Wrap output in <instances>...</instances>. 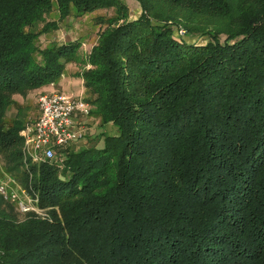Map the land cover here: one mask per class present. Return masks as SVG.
Returning a JSON list of instances; mask_svg holds the SVG:
<instances>
[{"label": "trees", "instance_id": "1", "mask_svg": "<svg viewBox=\"0 0 264 264\" xmlns=\"http://www.w3.org/2000/svg\"><path fill=\"white\" fill-rule=\"evenodd\" d=\"M136 1L131 17L123 0H0V158L47 210L0 195V264H264V0ZM96 11L75 74L116 131L24 160L13 95L81 46L41 41L50 15Z\"/></svg>", "mask_w": 264, "mask_h": 264}, {"label": "rangeland", "instance_id": "2", "mask_svg": "<svg viewBox=\"0 0 264 264\" xmlns=\"http://www.w3.org/2000/svg\"><path fill=\"white\" fill-rule=\"evenodd\" d=\"M129 8V14L131 17H136L140 13L139 4L136 0H123ZM103 11H96L92 13H87L78 17H68L59 20L56 12L51 13L50 19L55 20L57 28L42 34L40 36L41 41L47 44L59 43L61 41H71L77 40L81 43L74 59L70 62H66L63 72L55 78L54 81L41 85L38 88L27 89L24 93H16L13 95V103L9 106L5 122L7 125L11 124L13 119L18 118V116L23 121V129L31 126L35 121L39 109L37 104V98L40 94L50 93L52 91H63L69 93L72 97H81L87 102L86 109L89 114L82 115L80 112L75 111L73 114V119L77 124H83V136L76 143L77 145H100L103 141V134L110 133L107 131V127L102 123L100 116L95 112V106L89 103L86 98L85 88L83 86L82 79L75 73L80 71L82 65L78 63L77 59L85 58L86 54L89 52L91 46L97 40V32L101 27L97 21V16ZM185 38L189 40L206 41L207 35L204 36H186ZM221 40L223 37L220 38ZM114 127V126H113ZM112 127V128H113ZM116 131L115 127L113 128ZM113 132V133H114ZM21 135V134H20ZM75 144V143H74ZM62 152V150H60ZM64 158L63 153L61 154ZM60 162V161H58ZM11 177L4 170L3 163L0 158V178L5 179ZM39 203V200H38ZM17 211V209H16ZM44 212L47 210L44 208ZM19 212V211H18ZM23 216V213H20Z\"/></svg>", "mask_w": 264, "mask_h": 264}, {"label": "built area", "instance_id": "3", "mask_svg": "<svg viewBox=\"0 0 264 264\" xmlns=\"http://www.w3.org/2000/svg\"><path fill=\"white\" fill-rule=\"evenodd\" d=\"M178 34L184 35L185 30L179 28ZM37 104L39 112L35 121L20 131L24 160L35 163L62 161L60 150L76 144L83 136V124H77L73 114L75 111L89 114L87 102L63 91H52L40 94ZM0 195L12 202L20 213L47 216L39 207L38 196L20 187L12 177L0 178Z\"/></svg>", "mask_w": 264, "mask_h": 264}, {"label": "crops", "instance_id": "4", "mask_svg": "<svg viewBox=\"0 0 264 264\" xmlns=\"http://www.w3.org/2000/svg\"><path fill=\"white\" fill-rule=\"evenodd\" d=\"M106 129H107V131H110V133H113L114 132V130H113V125H111V124H108V125H106ZM113 127V128H112Z\"/></svg>", "mask_w": 264, "mask_h": 264}]
</instances>
